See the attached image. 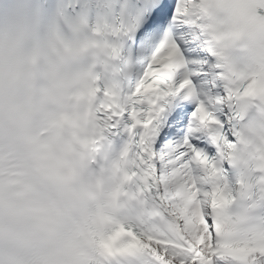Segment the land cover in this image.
Masks as SVG:
<instances>
[{"label": "snow or ice", "instance_id": "1", "mask_svg": "<svg viewBox=\"0 0 264 264\" xmlns=\"http://www.w3.org/2000/svg\"><path fill=\"white\" fill-rule=\"evenodd\" d=\"M59 11L110 43L118 84L96 90L95 111L121 142L124 183L151 208L149 226L112 222L96 264H264V146L246 170L232 163L264 117V0H63Z\"/></svg>", "mask_w": 264, "mask_h": 264}, {"label": "clouds", "instance_id": "2", "mask_svg": "<svg viewBox=\"0 0 264 264\" xmlns=\"http://www.w3.org/2000/svg\"><path fill=\"white\" fill-rule=\"evenodd\" d=\"M63 0H0V264H96L99 239L129 214L131 186L96 115L118 84L109 41L59 11ZM264 146V117L242 130L233 167Z\"/></svg>", "mask_w": 264, "mask_h": 264}]
</instances>
